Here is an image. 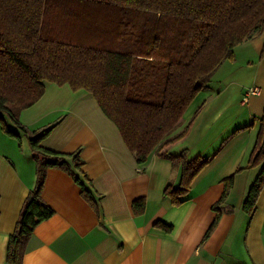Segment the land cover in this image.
<instances>
[{"label": "trees", "instance_id": "obj_1", "mask_svg": "<svg viewBox=\"0 0 264 264\" xmlns=\"http://www.w3.org/2000/svg\"><path fill=\"white\" fill-rule=\"evenodd\" d=\"M261 34L264 0H0V129L19 147L22 136L27 137L35 163L34 186L8 239L7 264H22L35 227L54 214L42 198L49 168L69 174L101 217L79 150L65 154L47 149L41 142L55 125L33 132L19 122L20 111L42 97L45 83L90 93L139 166L153 155L168 157L179 169V180L163 195L179 206L209 159H188L187 150L168 154L167 148L187 135L193 120L173 133L219 68L235 61L236 48ZM255 167L259 172L242 204L248 218L264 189V116L247 166ZM234 174L222 181L223 192L212 206L215 217L203 241L228 209L225 200ZM144 209V199L133 202L136 214ZM154 226L172 230L160 221Z\"/></svg>", "mask_w": 264, "mask_h": 264}, {"label": "crops", "instance_id": "obj_2", "mask_svg": "<svg viewBox=\"0 0 264 264\" xmlns=\"http://www.w3.org/2000/svg\"><path fill=\"white\" fill-rule=\"evenodd\" d=\"M236 49L249 72H227L225 87L201 91L173 133L193 120L187 135L167 148L173 156L187 150L188 159H209L179 206L163 195L179 180V169L168 157L153 155L139 166L90 93L45 83L42 97L19 113V122L31 130L55 125L41 142L47 149L65 154L79 150L101 217L69 174L49 168L42 198L54 214L35 227L22 264H264V189L252 217L242 210L260 169L247 166L264 116V34ZM238 60L236 55L230 66ZM250 88L260 92L244 100ZM239 168L243 170L234 174ZM232 174L228 209L203 241L215 217L212 206L223 192L222 181ZM34 183L29 148L22 141L19 147L0 129V264H7L8 239ZM139 199H144L145 209L136 214L132 204ZM157 221L172 230L155 227Z\"/></svg>", "mask_w": 264, "mask_h": 264}, {"label": "rangeland", "instance_id": "obj_3", "mask_svg": "<svg viewBox=\"0 0 264 264\" xmlns=\"http://www.w3.org/2000/svg\"><path fill=\"white\" fill-rule=\"evenodd\" d=\"M235 54L238 56V63H236V65L234 66H230V65H233L232 62H229V61H226L220 68L219 70L216 72V74L214 75L212 81H211V84H210V88L212 90H217L221 87H225L226 85V82H225V77L227 76L225 73L227 72H232V71H235L236 73L238 72L239 74L240 73H248L249 72V69L247 70H243V68L245 67L244 66V63H242L244 61L245 58H243L241 56V53L239 51V49H236L235 50ZM249 57H253V54L250 55ZM243 58V59H242ZM236 68V69H235ZM248 90V89H247ZM22 111V110H21ZM20 111V112H21ZM5 120H6V123L7 125L10 127V129H12L13 131H15V128L14 126L11 124V122L5 117ZM48 127V126H47ZM27 128V127H26ZM43 128H46V126L44 127H39L37 129H29L27 128L29 131H33V132H36V131H39ZM22 142L24 143V146H26L27 148H29V145H28V138L27 137H23L22 136Z\"/></svg>", "mask_w": 264, "mask_h": 264}, {"label": "built area", "instance_id": "obj_4", "mask_svg": "<svg viewBox=\"0 0 264 264\" xmlns=\"http://www.w3.org/2000/svg\"><path fill=\"white\" fill-rule=\"evenodd\" d=\"M259 92H260V90L258 88H250V89H248L247 92L245 93L244 100H246V97H248V96L259 94Z\"/></svg>", "mask_w": 264, "mask_h": 264}]
</instances>
